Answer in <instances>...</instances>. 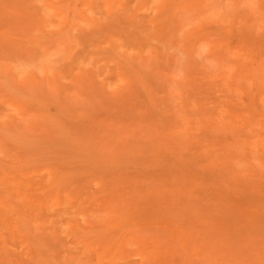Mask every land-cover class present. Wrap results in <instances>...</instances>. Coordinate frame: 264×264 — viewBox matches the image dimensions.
<instances>
[{
    "label": "rangeland",
    "instance_id": "obj_1",
    "mask_svg": "<svg viewBox=\"0 0 264 264\" xmlns=\"http://www.w3.org/2000/svg\"><path fill=\"white\" fill-rule=\"evenodd\" d=\"M0 264H264V0H0Z\"/></svg>",
    "mask_w": 264,
    "mask_h": 264
}]
</instances>
